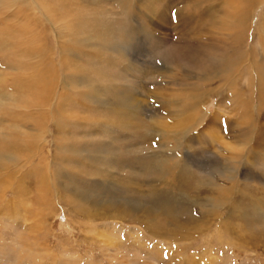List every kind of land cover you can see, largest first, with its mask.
Returning a JSON list of instances; mask_svg holds the SVG:
<instances>
[{"label": "rangeland", "instance_id": "rangeland-1", "mask_svg": "<svg viewBox=\"0 0 264 264\" xmlns=\"http://www.w3.org/2000/svg\"><path fill=\"white\" fill-rule=\"evenodd\" d=\"M199 1L0 2V264H264V0L196 77Z\"/></svg>", "mask_w": 264, "mask_h": 264}, {"label": "bare ground", "instance_id": "bare-ground-1", "mask_svg": "<svg viewBox=\"0 0 264 264\" xmlns=\"http://www.w3.org/2000/svg\"><path fill=\"white\" fill-rule=\"evenodd\" d=\"M223 1L224 0H222V2ZM226 1L228 2L227 5H225V8H223L224 6L221 5V0H201V2L199 1L198 4L201 5H196V8L199 9V13H201V15L199 16V19L195 22L194 26H189L191 22L190 17H185L187 20H190L188 23L190 34H188L187 37L184 38L186 40L181 41L183 44H179L178 46L181 48L179 49V51L181 52L185 60H187H184V62L182 63L187 64L190 68L197 70V74L199 75H196V77H200V75L206 73H214L215 67L222 61V58L224 57V55L227 54V52L232 55H237V57H233L232 59V64L234 68L235 66L236 68H238L239 59L240 57H243L241 55L242 46L247 40V33L250 31L248 23L249 15L252 11H254L255 7L261 3V0H225V3ZM0 2H2V0H0ZM205 3H209L211 5L206 7L204 6ZM166 8H168V6ZM202 19H206V22L208 21V27H199V25H203L201 24ZM187 20H185L184 24H186ZM260 22H262V20ZM196 27H199L204 31H200ZM260 29H264V25L263 27H260ZM195 33H197L198 35H194ZM251 43L252 42H247L246 44H244L245 46L243 49H247V51H249V49L252 50V48H250ZM219 55H223V57ZM257 65H261L264 68V61L255 63V67ZM257 70L261 73L260 69ZM222 72H224V70H218L219 76L225 77L224 75L226 73ZM194 89L199 90V86L197 84L194 85ZM194 89L188 90V99L194 97ZM260 97L261 99L264 98V90L263 92H261ZM184 103L186 104V100ZM178 104L180 103H177V105ZM186 106L189 107L191 106V104H187ZM198 121H194L195 124ZM189 123H193V119L189 121ZM184 126L186 125L184 124ZM188 128L191 127L189 126ZM1 173L2 172L0 171V174ZM40 181L41 183L48 182V177L46 175H41ZM3 196H5V192ZM99 234L100 236H104L106 238L110 236L109 232H99ZM106 242H108V240ZM109 248H107L106 250L108 251ZM21 251L22 253H24V248L21 249ZM63 260L64 259H62V261ZM60 264L63 263L60 262ZM90 264H92V262H90Z\"/></svg>", "mask_w": 264, "mask_h": 264}]
</instances>
